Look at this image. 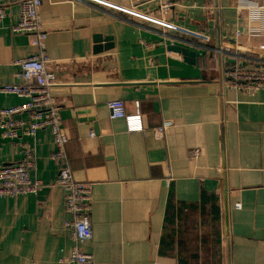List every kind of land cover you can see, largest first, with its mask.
<instances>
[{
	"label": "crops",
	"instance_id": "1",
	"mask_svg": "<svg viewBox=\"0 0 264 264\" xmlns=\"http://www.w3.org/2000/svg\"><path fill=\"white\" fill-rule=\"evenodd\" d=\"M170 1L155 17L157 0L40 8L46 52L65 67L54 95L67 166L93 185V238L81 248L92 264H264V88L246 93L222 78L230 64L264 62V0ZM18 16L15 5L0 21V84L22 82L13 60L36 51L11 31ZM169 43L193 49L195 63ZM111 99L123 101L124 117L110 118ZM25 101L0 93V108ZM25 140L41 186L0 197V264H60L71 216L51 131H0V164L21 160Z\"/></svg>",
	"mask_w": 264,
	"mask_h": 264
},
{
	"label": "built area",
	"instance_id": "2",
	"mask_svg": "<svg viewBox=\"0 0 264 264\" xmlns=\"http://www.w3.org/2000/svg\"><path fill=\"white\" fill-rule=\"evenodd\" d=\"M157 2L158 11L152 13L150 15L152 17L163 15L175 5L170 0ZM42 3L43 0H0V21L8 17L12 6L17 5L19 16L16 23L11 25V31L27 35L30 46L36 49L32 54L13 60V64L19 69V75L23 78L22 82L0 84V93L26 99L18 105L0 108V131L4 137L12 139L29 138L40 129L51 131L54 146L52 159L60 164L56 183L63 190L64 209L71 216L64 222L72 241L71 251L66 258L61 259L60 264H92V255L82 250L81 244L93 238L89 217L93 185L76 181L67 166L68 139L61 125L60 107L54 95V88L58 84V72L63 71L65 67L60 61L51 60L46 52L47 32L40 19ZM233 33L235 36L239 35L237 29H233ZM229 50L230 47L226 46L223 51L221 49L217 51ZM248 61L230 64L223 70L222 78L226 86L246 93H255L264 88V62L254 64ZM107 105L110 118L124 117L125 106L121 99H111ZM24 113L27 115L25 119L19 117ZM169 124L170 121H166L164 127ZM22 151L21 160L0 164V197L35 195L40 190L41 183L30 179L34 160L31 144L26 140L22 144Z\"/></svg>",
	"mask_w": 264,
	"mask_h": 264
},
{
	"label": "water",
	"instance_id": "3",
	"mask_svg": "<svg viewBox=\"0 0 264 264\" xmlns=\"http://www.w3.org/2000/svg\"><path fill=\"white\" fill-rule=\"evenodd\" d=\"M167 50L181 55L182 59L187 63H191V64L195 63L196 54L195 51L191 48L185 47L181 44L172 43L168 45Z\"/></svg>",
	"mask_w": 264,
	"mask_h": 264
},
{
	"label": "rangeland",
	"instance_id": "4",
	"mask_svg": "<svg viewBox=\"0 0 264 264\" xmlns=\"http://www.w3.org/2000/svg\"><path fill=\"white\" fill-rule=\"evenodd\" d=\"M177 35H179V34H177Z\"/></svg>",
	"mask_w": 264,
	"mask_h": 264
}]
</instances>
